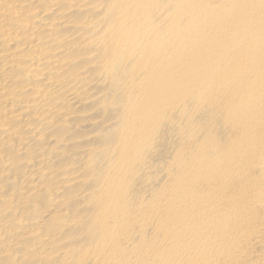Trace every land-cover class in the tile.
Returning <instances> with one entry per match:
<instances>
[{
    "label": "bare ground",
    "instance_id": "bare-ground-1",
    "mask_svg": "<svg viewBox=\"0 0 264 264\" xmlns=\"http://www.w3.org/2000/svg\"><path fill=\"white\" fill-rule=\"evenodd\" d=\"M0 264H264V0H0Z\"/></svg>",
    "mask_w": 264,
    "mask_h": 264
}]
</instances>
